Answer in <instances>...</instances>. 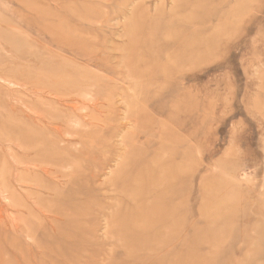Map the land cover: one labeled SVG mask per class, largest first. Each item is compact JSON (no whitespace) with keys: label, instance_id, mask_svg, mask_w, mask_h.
Returning <instances> with one entry per match:
<instances>
[{"label":"rangeland","instance_id":"374dc122","mask_svg":"<svg viewBox=\"0 0 264 264\" xmlns=\"http://www.w3.org/2000/svg\"><path fill=\"white\" fill-rule=\"evenodd\" d=\"M0 264H264V0H0Z\"/></svg>","mask_w":264,"mask_h":264},{"label":"bare ground","instance_id":"6f19581e","mask_svg":"<svg viewBox=\"0 0 264 264\" xmlns=\"http://www.w3.org/2000/svg\"><path fill=\"white\" fill-rule=\"evenodd\" d=\"M76 105V104H75ZM29 111H31V110H29ZM123 120V119H122ZM69 262V261H68Z\"/></svg>","mask_w":264,"mask_h":264}]
</instances>
